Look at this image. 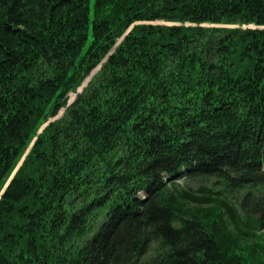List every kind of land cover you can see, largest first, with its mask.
Wrapping results in <instances>:
<instances>
[{
    "label": "trees",
    "instance_id": "16d2710c",
    "mask_svg": "<svg viewBox=\"0 0 264 264\" xmlns=\"http://www.w3.org/2000/svg\"><path fill=\"white\" fill-rule=\"evenodd\" d=\"M32 141L0 264H264V0H0V191Z\"/></svg>",
    "mask_w": 264,
    "mask_h": 264
},
{
    "label": "rangeland",
    "instance_id": "374dc122",
    "mask_svg": "<svg viewBox=\"0 0 264 264\" xmlns=\"http://www.w3.org/2000/svg\"><path fill=\"white\" fill-rule=\"evenodd\" d=\"M203 25L205 26H214V24H210V23H204ZM217 26V24H215ZM218 26H223V25H218ZM225 26H231L233 27V25H225ZM254 26V25H251ZM73 99L74 94L71 95ZM64 112V109H62L59 113V115H57L56 117L52 118L51 120H54L56 118H59ZM49 120V121H51ZM47 123H45L43 125V127L46 125ZM33 141L29 144V146L25 149V151L23 152L22 156L19 158L17 165L15 167V169L10 173V175L8 177H6V179L3 181L2 185H1V191H0V195L2 193V191L4 190V188L6 187L7 183L10 181V179L13 177V175L16 173V171L18 170V168L20 167V165L22 164L23 160L25 159L26 155L28 154L31 146H32ZM247 242H249L250 244H254V242H260V243H264V229L257 231L256 235H254L251 238H248V241L245 242V244H247ZM248 246V245H247Z\"/></svg>",
    "mask_w": 264,
    "mask_h": 264
}]
</instances>
